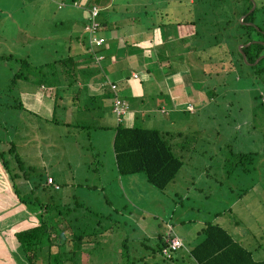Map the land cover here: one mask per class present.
Returning a JSON list of instances; mask_svg holds the SVG:
<instances>
[{"label": "rangeland", "instance_id": "374dc122", "mask_svg": "<svg viewBox=\"0 0 264 264\" xmlns=\"http://www.w3.org/2000/svg\"><path fill=\"white\" fill-rule=\"evenodd\" d=\"M77 1L79 8L72 4V0H0V54L29 53L33 63L52 57L53 45L60 41L65 48L62 40L68 34L74 37L80 33L79 26L88 13L85 7L88 2L93 3L92 0ZM192 1L110 0V6L101 8L98 18L107 21V25H115L118 21L125 31L133 25L127 32H131L127 40V47L131 49H148L149 46L141 45L148 36L159 43L161 57L153 60L158 64L156 75L150 77L144 71L140 72L146 75L144 84L151 81L143 94L145 106L150 103L169 107L174 90L185 92L186 97H182L185 108H180L179 113L169 112L167 115L158 108L152 109L149 118L144 106L143 110H129V114H133L131 124L154 127L165 133L174 153L183 161L174 179L162 190L149 183L142 172L122 176L117 173L111 127L65 126L51 121L54 112V118L75 124L74 114L77 113L81 118L86 117V124L106 122L113 126L115 119L118 120L113 114L107 116L108 106L104 107L105 114L101 119L97 115L101 112L97 110L99 108L95 111L79 107L75 112L71 108L64 110L65 102L60 99L55 107L51 104L50 109H45L50 103L45 101L43 108L35 109L28 101L22 102L23 94L31 91L30 88L34 89L33 84L17 81L16 87H10L11 70H18L19 65L0 59V149L6 150L9 140L13 139L17 152L22 156L27 154V161L36 167V171H27L30 177L24 185L16 187L22 189L21 194L39 195V190L30 191L33 185L38 184L39 174L44 182L45 173L54 172L61 188L54 190L51 185H45L44 201L63 204L76 196L85 205L81 210L85 211L87 207L92 212L106 215L100 219L92 212L86 215L91 227L95 223V227L106 230H102L94 240V247L92 242L86 244L85 247L91 249L86 250L83 264H90V259H94L96 264H196L188 257L187 251L202 239L200 229L207 222L224 227L252 251L255 259L264 258V74H258L253 63L230 58L231 55L238 58L236 50L239 51V45L232 38L226 39L227 33L235 30L233 20L237 19L238 0H222L221 3H227V6L219 4V13L216 14L221 29L218 35L220 47L214 46L215 54L212 52V56L216 59L219 48L225 50L227 54L219 55L226 59L223 64H207L204 59L202 63L193 58V51L188 49L194 39L189 35L181 36L188 31V25L181 24L182 30L177 25L178 21L185 23L196 17L194 10L188 12L183 8ZM60 2L64 3L62 8H58ZM254 2L258 7L254 24L263 28L260 39L254 40L264 41V0ZM211 17H205V20ZM224 23L228 28H221ZM134 32L140 35L137 44L132 37ZM82 36L87 39L86 33ZM184 37L187 41L182 46L181 38ZM206 37L205 33L200 44H209ZM230 43L232 54L228 47ZM165 49L166 52L163 51ZM142 54L148 59L144 52ZM193 63L197 64L196 68ZM147 67L151 74L154 66L148 64ZM113 68L107 60L103 62L107 75L112 74ZM137 83L141 80L138 79ZM172 84L174 87L168 91L167 87ZM192 84L202 90L201 104L192 109V103L189 111L187 99L193 101L189 96ZM71 86L66 92L73 91ZM40 88L44 91L48 87ZM97 89L98 85L90 87L94 94ZM195 93L198 95L197 90ZM127 95L120 92L121 97L127 98ZM83 96L81 93V100ZM14 98L21 99L26 109L7 105ZM75 104L81 105L80 102ZM121 118L122 123L127 121L126 115ZM5 158L12 160L10 172L19 171L13 169L15 161L12 155L7 152ZM5 174L0 176L4 179ZM6 176L10 190L16 194L9 175ZM15 182L18 184L19 180L16 178ZM4 185L0 179L1 192L7 190ZM96 218L101 220V224H96ZM168 233L178 236L183 242V247L169 257L158 249V237ZM19 254L21 257L16 258L11 254L14 259L11 264H28L23 254ZM4 256L5 253H0V264H6L2 261Z\"/></svg>", "mask_w": 264, "mask_h": 264}, {"label": "trees", "instance_id": "16d2710c", "mask_svg": "<svg viewBox=\"0 0 264 264\" xmlns=\"http://www.w3.org/2000/svg\"><path fill=\"white\" fill-rule=\"evenodd\" d=\"M108 0H92L93 3H87V11L92 6H98L99 11L95 18L98 23V35L103 38L100 34L102 29L105 28L107 21L98 20L101 14V8L104 7ZM182 2V0H178ZM222 0H193L185 5L184 10L191 12L195 11L196 17L187 20L183 23L178 21L177 25L181 28V24L188 25L187 35L192 36L194 39L189 46L188 51H193V58L197 61L211 64L213 62H219L223 64V57H219L223 54H227L221 51V48L217 51L218 56L216 59L215 47H220V42L218 35L220 33L219 28V17L217 18L219 4L227 6V3H221ZM227 1V0H226ZM223 0V2H226ZM239 1V10L237 12V19L233 21L236 23L235 30L233 33H227L226 39L232 38L237 45L245 44L254 39H260L259 34H262L263 28L254 24L256 11L258 7L255 6L254 10L248 13L249 8L252 6L251 0H244L242 3ZM77 2L74 6H80L77 0H72V3ZM62 5L59 7V5ZM164 3V2H163ZM64 6L63 2L58 3V8ZM161 6V5H160ZM83 8V7H80ZM260 8V7H259ZM262 8V6H261ZM260 8V9H261ZM192 9V10H191ZM88 14V13H87ZM84 17V21L79 26L80 33L70 36L62 40L65 43V48L62 47L60 41H58L53 48L52 57L43 62H32L29 58V53H24L23 55L5 53L0 54V59L3 61H13L16 65H19L18 70H11V77L9 79V86L13 87L17 85V81L20 83L29 82L33 84V90L39 89L40 87H53L51 89L53 99L56 100V106L58 99L63 101L66 97H70L73 100L79 97V91L76 90L77 83V58L80 52L78 48L74 49L72 43L81 42L83 43L85 39L81 35L86 33L85 26L88 23V16ZM244 14V17L241 16ZM212 17L205 20V17ZM238 17L240 21H238ZM231 22V19H227ZM252 22L253 24H246L245 22ZM163 24V23H162ZM190 26V27H189ZM222 29L228 28L227 23L221 27ZM192 32V33H191ZM207 34L206 39L209 44H200L201 37ZM184 35V34H183ZM257 35V36H256ZM187 37L186 35H184ZM183 40L182 44L186 43V39ZM87 38V34H86ZM104 43L105 38H103ZM86 49L85 55L87 60L90 61L93 58L92 53L88 52V39H86ZM43 46V45H42ZM215 46V47H214ZM236 47V45L234 44ZM97 48V52L101 53V49ZM214 47V48H213ZM230 53H233L232 44H229ZM61 48H63L61 50ZM242 51L246 56L247 63H253L257 57H259L264 51V45L260 42H252L248 46L242 47ZM238 54L237 57L231 55L232 60L243 61L242 54L236 50ZM236 58V59H235ZM103 59V58H102ZM101 59V60H102ZM264 58H261L254 67L258 74H264ZM197 67V64H194ZM225 65V64H224ZM12 69V68H11ZM200 70V68H197ZM14 71V72H13ZM34 77L36 80H34ZM135 78V77H134ZM75 83V84H74ZM74 84V85H73ZM73 85V86H71ZM74 87L71 93L66 92L69 87ZM30 90H32L30 88ZM105 94L103 97L105 100L98 101V97H91L92 102L89 105H84L85 109L95 111L99 108L101 114L104 115L103 109L105 106L109 107V111L113 113V98L115 93ZM119 96V95H118ZM120 97V96H119ZM110 100V102L106 100ZM12 103H7V105L15 108H25L22 105L21 99L14 98ZM65 102V101H64ZM89 103V101L87 102ZM86 103V104H87ZM2 105V103H0ZM109 104V105H108ZM69 107V106H62ZM26 109V108H25ZM54 111V110H53ZM54 112H52L51 117L53 122H61L65 126H91L92 128L98 127L99 129H110L108 126H103L101 123L98 125L88 123L85 121H76L71 123V121H62L54 118ZM55 120V121H54ZM146 125V124H144ZM6 150L0 149V166L4 168L5 173L9 175L12 181L13 188L16 192L17 197L20 202H22L26 207L32 211H37L38 223L34 226L28 227L26 229L20 230L15 233V236L20 244L22 250L23 258L28 262V264H83L85 258L84 254L86 250L91 248H86V244L92 242L94 247V240L102 233L101 228L91 227V222L87 220L86 215L92 212L91 209L86 207V210H81L85 205L76 196H73L72 201L68 203L59 204L52 201H44L45 199V182L47 178L50 177L48 173H45L44 182L41 180V174H39L40 179H38V184L33 185L30 191L39 190V195L31 197L28 193L21 194V190L16 187V185L21 184V181H27L29 179V172L36 171L34 165H26V161L23 159L22 155L17 152V145L13 139L9 140ZM112 148L115 159V167L119 175H131L135 173L142 172L149 183L158 189H164L166 186L174 179L178 171L183 165L182 159L176 155L166 139L165 133L154 127L136 125L135 123L130 126H126L122 121H117L116 125L113 127V139ZM13 156L15 165L13 169H18L19 171L11 170V162L9 158H5L6 153ZM51 174V173H50ZM38 177V178H39ZM19 180L17 184L15 179ZM52 178V183L46 185H51L54 190H59L61 188V183L57 178ZM56 184H55V183ZM40 184V185H39ZM57 186V187H56ZM97 215L99 219L105 217V214L92 212ZM84 215V217H82ZM95 219L96 224H101V220ZM200 233L203 235L202 239L191 246L187 251L188 257L192 258L196 264H264V258L255 259L251 250L245 247L239 240L235 239L234 236L228 232L224 227L217 223L207 222L200 229ZM166 236L158 237L159 239V250L166 245ZM182 248V247H181ZM180 249V248H179ZM87 258V257H86ZM171 258V257H170ZM88 260V258H87ZM87 260L85 261L87 263ZM90 264H96L94 259L89 260Z\"/></svg>", "mask_w": 264, "mask_h": 264}, {"label": "crops", "instance_id": "0c3cea01", "mask_svg": "<svg viewBox=\"0 0 264 264\" xmlns=\"http://www.w3.org/2000/svg\"><path fill=\"white\" fill-rule=\"evenodd\" d=\"M108 0L104 7L108 8L110 6ZM103 7V8H104ZM102 8V9H103ZM184 8V7H183ZM133 24V23H132ZM133 25L130 26L128 28L127 31H125L123 28H121V24L117 21L115 23V25H113L112 23H108V25L106 24L105 28L102 29L101 31V35L103 36V38H105V44L103 45L104 47L101 49V54L103 55V59L100 62H96L94 58H91L92 60L88 61L86 58L87 56L85 55V47H86V40L83 43L81 42H76V43H72L73 48L76 49L78 48V52H80L79 57L77 58L78 62H77V83H76V90L79 91V97L75 98L74 100L70 97H66L65 98V103L63 104V106H69L67 107V109H65L66 107H64V110H68V109H72L73 112L76 111V109L79 107L81 109H85L84 105H89L92 100H90L91 97H98V101L100 102L101 100H105L104 99V95L109 93L112 94L111 89L109 87L108 84H104V82H108V81H112L114 83H116L118 85V95L120 96V92H124L127 95L126 97H121L124 101H126V103L128 104V113L126 114L127 117V121L124 120L125 122L124 125L126 126H130L133 125L132 123V119H133V114H129V110L130 109H142L143 110V106H144V110L146 113H148V117L151 118V113H153L152 109H160V112H164L167 115L169 114V112H173V113H179L180 108H185L183 107V105H185V99H183L182 97H186L184 90H179V91H175L172 94L173 97V101H171V105L169 107L167 106H157L148 103L146 106L144 105V95L147 92V86L151 81H148L147 83L145 82L144 84V80L146 75H156L157 73V68H158V64H156L153 60L158 59L160 56V51L162 50L160 45L158 46V44H156L154 41H152V39H150V37L148 36L144 42L141 44L144 47H148V49H145L143 51H140L142 46H138L139 50L137 49H131L130 47H127V40H128V36H130L131 32H129V34L127 33L130 29H132ZM179 30H182L179 27ZM188 30V29H187ZM186 30V31H187ZM135 34L132 36L134 37V41L137 44V40L140 39V35H138L137 32H134ZM187 33V32H186ZM81 35H83V31L81 32ZM187 35V34H184ZM181 35V36H184ZM155 46V47H154ZM158 46V48L156 49V47ZM183 46V44H182ZM144 47H142L144 49ZM137 50V51H136ZM154 50H156V52H154ZM159 50V51H157ZM107 51H108V58H107ZM152 51L154 52V56L152 55ZM163 51H167L166 49ZM138 52V53H136ZM142 52H144V54H146L148 56V59L143 57ZM164 52V53H165ZM171 55V54H169ZM168 55H166L167 57ZM79 59H81L79 62ZM107 60L108 62H110V64L114 67L113 68V72L111 75H107L104 72L103 69V62ZM148 64H152L154 67L151 69V74L149 71V67H147ZM100 66V68H99ZM146 70H148V72H146ZM144 71L146 75H142L140 72ZM174 72V71H172ZM136 73L137 77H133L132 74ZM184 73H186L184 76L187 75V72L184 71ZM159 74V73H158ZM142 75V76H141ZM165 75V73L163 74ZM142 77V78H141ZM177 78H180L179 76H177ZM107 79V80H106ZM141 80V83H137V80ZM157 79V78H156ZM153 82V80H152ZM161 84V83H160ZM92 85H98V89L96 91V93L94 94V92L90 91V87ZM172 86L167 87L168 91L172 89ZM194 84H192L190 88V92H189V96L193 98V101L190 100V98L187 99V106L189 108V111L199 107V104H201V89L198 90L197 87L196 88L198 95L196 92V90H193ZM50 90L53 89V87H48ZM47 88V89H48ZM46 88L44 91H41V88H37L35 90H31L29 92H26L23 94V101L22 102H29L32 107H34L36 109V107L38 108L39 106L41 108H43V103L45 101L50 102L45 109H48L49 107H51V104L55 105L56 100L53 99L52 95H49L50 93H52V91H48ZM179 89V88H178ZM94 90V89H92ZM156 90H161V88H156ZM84 91V93L82 92ZM146 91V92H145ZM176 92V93H175ZM39 93L41 94V98L39 97ZM81 93L84 94V96L82 97L81 100ZM44 94V95H42ZM144 94V95H143ZM193 94V96H191ZM177 95V97H176ZM46 96V100L44 99ZM44 100H43V99ZM183 100V101H182ZM200 100V101H199ZM60 101H63L60 100ZM89 101V103H87ZM107 102L110 100H106ZM80 102L81 105H76L75 103ZM168 102V101H167ZM182 102V103H181ZM87 103V104H86ZM192 103L194 104L192 109H190ZM109 105V104H108ZM161 105H163V103H161ZM91 105H89V107H91ZM50 109V108H49ZM98 110V109H97ZM51 111V110H50ZM99 111V110H98ZM133 111V110H130ZM100 112V111H99ZM74 114V113H73ZM107 116H110V114L112 115V113L109 111L107 113ZM98 117L101 119L102 114L101 113H97ZM114 115V114H113ZM69 117V115H68ZM74 119L77 121H86V117H79L77 115V113L74 114ZM73 119V120H74ZM88 119V118H87ZM67 122L69 120H66ZM89 122V121H88ZM117 121L115 119V123L114 125H116ZM101 124L103 126H108L106 122H104V124L101 122ZM113 126H108L111 127L113 129ZM110 128V129H111ZM27 154H23V159L26 161V165H33L32 162H28L26 158H28L26 156ZM1 167V166H0ZM2 169V167L0 168ZM3 170V169H2ZM0 171V175L4 174V170ZM117 171V170H116ZM48 175H50V177L54 178L55 173H49ZM0 179L3 180V182L5 183L4 185V189H7L6 191H0V253H5L4 259L2 260L4 263L6 264H11L14 263V259L11 256V254H15L14 258H16L15 256L21 257V255L19 253H22V250L20 248V244L15 236V233L26 229L28 227L34 226L38 223V218H37V211L38 210H30L26 207V205H24L22 202H20L19 198L17 197L16 194H14V192H12L10 189V182H8V177L5 174L4 179L0 176ZM55 179V178H54ZM56 180V179H55ZM55 183V182H54ZM30 184V183H29ZM45 185L47 184V182L44 183ZM56 184V183H55ZM22 185H24V180L22 181ZM6 192V193H4ZM8 199V201H7ZM11 261V262H10ZM9 262V263H8Z\"/></svg>", "mask_w": 264, "mask_h": 264}, {"label": "built area", "instance_id": "2783aa9c", "mask_svg": "<svg viewBox=\"0 0 264 264\" xmlns=\"http://www.w3.org/2000/svg\"><path fill=\"white\" fill-rule=\"evenodd\" d=\"M73 5L77 4V2L72 3ZM62 5V3L59 5V7ZM98 6H92L88 10V23L85 26L87 39H88V52L92 53L93 58L96 62H100L103 58V55L101 53L97 52V48H100L103 46L104 40L102 37L98 35V23L96 22L95 18L99 11ZM133 77H137L136 73L132 74ZM104 84H108L111 91L115 93V96L113 98V113L118 121H122L121 117H124L128 111V104L126 101H124L121 97L118 96V90H117V84L114 82H104ZM48 183H52V178H47ZM57 187V186H56ZM166 245L162 247L161 253L164 256H171V254L178 250L179 248L183 247V242L181 238L178 236L168 233L166 239Z\"/></svg>", "mask_w": 264, "mask_h": 264}, {"label": "water", "instance_id": "95a60500", "mask_svg": "<svg viewBox=\"0 0 264 264\" xmlns=\"http://www.w3.org/2000/svg\"><path fill=\"white\" fill-rule=\"evenodd\" d=\"M251 2H252V6H251V8L249 9V11H248V13H250V12H252L253 10H254V8H255V2H254V0H251ZM244 16H242V18H243ZM241 18V19H242ZM247 24H253L252 22H249V23H247ZM252 42H260L261 44H264V41H249V42H247V43H245V44H240L239 45V51H240V53L242 54V58H243V60L246 62V56H245V54L243 53V51H242V47H244V46H248V45H250ZM261 58H264V55H260L259 57H257L256 58V60L253 62V64H256ZM250 64V63H249ZM252 64V63H251Z\"/></svg>", "mask_w": 264, "mask_h": 264}]
</instances>
